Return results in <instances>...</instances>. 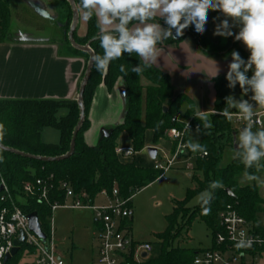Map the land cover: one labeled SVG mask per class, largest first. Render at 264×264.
Listing matches in <instances>:
<instances>
[{
  "label": "trees",
  "instance_id": "16d2710c",
  "mask_svg": "<svg viewBox=\"0 0 264 264\" xmlns=\"http://www.w3.org/2000/svg\"><path fill=\"white\" fill-rule=\"evenodd\" d=\"M73 2L79 9L80 0ZM67 9L68 17H71L73 12L69 3ZM214 14L215 17L219 15L218 12ZM10 18L9 0H0V44L13 42ZM159 22L163 23V20ZM61 29L66 33L68 24L63 25ZM97 33V20L93 16L91 20H87L85 37L78 38L75 32L74 41L81 47L89 45L94 54H102L99 40L95 39ZM186 35L193 37L205 55L218 57L236 50L245 60L249 56L233 37H228L230 45L222 44L220 39L213 42L204 34H197L194 26H189L183 35L175 40L169 38L162 43L178 44ZM65 47L70 55L83 56L89 63V55L75 49L69 41ZM139 62L140 58L135 54H125L122 58L114 60L103 73L92 67L83 94L85 118L76 137L74 152L65 159L59 158L69 153L73 133L80 120V108L76 99L0 100V124L3 125L0 129V136L3 137L0 142V188L2 185L8 188L10 199L14 200L22 212L37 214L42 232L46 235L50 232L51 206L63 204L66 200L65 186L78 196L86 195V200L90 202L103 192L111 195L114 188L118 190L120 197L132 198L133 201L138 192L160 179V171L155 170L153 166L145 167L143 161L136 156H133L129 163L122 162L116 154L118 138L125 133L135 154L145 149L147 131L153 132V143H158L166 138L167 132L173 127L172 118L180 115V107L188 98L176 93L169 75L153 65L142 74L133 73L132 66ZM121 65L125 69L123 72L120 71ZM251 73L250 70L247 75ZM212 83L215 92L213 113L207 117L212 127L204 129V117L192 114L191 109L187 113V116H192L194 123L200 124L201 144L207 152L206 156L201 154L195 168L201 178L193 176L194 187L188 190L186 200L174 203L173 213L167 217V228L158 236L159 255L148 261L144 259L143 263L193 264L198 250L181 248L175 243L181 240L183 232L188 230L195 220L206 224L212 232L213 241L215 235L221 232L219 213L227 205H233L243 218L253 224H257L258 216L264 213V203L258 193L259 187L255 183L243 187L238 182V177L245 175L246 171L260 177L264 169L259 172L255 169L246 170L244 165L235 159L227 167H219L224 141L233 146V135H237L231 126V120L219 113L226 107L225 97L228 93L237 91L241 95V89L238 84L234 90L229 89L226 75L213 78ZM118 85L125 88L127 110L124 120L105 136L100 137L96 144H91L87 135L91 130L90 112L96 91L104 86L111 94ZM250 96L249 92L244 99H249ZM63 110L67 111L66 114L59 116ZM177 127L181 128L180 125ZM45 128L58 130L61 133V143H44L41 133ZM175 148L176 144H173L172 150ZM37 180H41L42 189H46L47 201L40 197L41 192H38V187L35 186ZM213 181H220L222 186L215 189L210 203L202 205L200 202L198 206L189 207L190 201L202 194ZM27 184L35 186L32 194L24 193ZM2 195L0 192V197ZM10 199L5 203L0 202V212L5 207L13 209ZM126 225L131 230L132 221H128ZM27 251L30 253L26 254ZM32 254L31 249L22 244L18 254L7 264H20L25 257L32 259ZM17 259L21 260L17 262ZM128 262L134 264L132 259Z\"/></svg>",
  "mask_w": 264,
  "mask_h": 264
},
{
  "label": "clouds",
  "instance_id": "9594fccd",
  "mask_svg": "<svg viewBox=\"0 0 264 264\" xmlns=\"http://www.w3.org/2000/svg\"><path fill=\"white\" fill-rule=\"evenodd\" d=\"M79 9L84 20H91L95 16L99 29L95 39L99 40L103 51L92 56L91 66L103 73L114 60L125 54H135L140 62L132 66L131 71L137 75L157 62L158 46L164 40H175L189 26H194L197 34H203L209 12H218L214 21L219 22L215 23L213 35L234 37L250 53L247 60L236 50L230 53L227 87L234 90L238 84L241 98L236 99L231 94L226 96V107L219 114L231 120L230 110L235 109L244 121V126L234 137L233 159L242 163L246 170L259 172L264 169V127L253 130L256 110L264 109V0H80ZM161 19L166 27L159 22ZM237 27L239 31L233 32L232 29ZM250 70L252 75L249 78L247 73ZM120 71H125L123 65ZM218 73L219 68L216 67L212 77ZM249 92V99H244ZM202 124L204 129L212 127L207 117L203 118ZM197 131H200L199 127ZM2 139L0 136V142ZM187 147L207 155L205 146L196 140H190ZM245 178L264 187V179L252 172L246 171ZM221 186L220 181L210 182L201 194L202 205L210 203L215 189ZM254 242L253 238L245 237L237 240L236 247H251Z\"/></svg>",
  "mask_w": 264,
  "mask_h": 264
},
{
  "label": "rangeland",
  "instance_id": "374dc122",
  "mask_svg": "<svg viewBox=\"0 0 264 264\" xmlns=\"http://www.w3.org/2000/svg\"><path fill=\"white\" fill-rule=\"evenodd\" d=\"M44 1L48 3V5H52L54 11L52 15L54 16L36 5V0H24L23 2L10 0V10L18 24V26H16L13 20L10 26V33H12V31L15 33L18 31L19 35L13 34V38H43L45 40L49 39L51 43H58L60 46L62 44L67 45L69 41V31L73 23V15L68 17L67 13L63 18L60 7L67 8V3L69 2L67 0ZM67 24L68 31L64 33L61 27ZM28 31L38 33L40 36H27ZM61 31L65 36H61ZM222 44L230 45L231 42L228 38H225V40H222ZM251 75L252 73L249 74V78ZM229 94L233 95L236 99L241 98L240 93L237 91H230L228 95ZM122 106L123 103L120 99L114 102V110L112 113L115 111V114L118 116L122 113ZM262 110L263 109L258 108L256 112L259 113ZM188 111V107L183 103L180 107L179 114L187 122H191L192 116H187ZM230 111L232 115L237 114V110L235 109H231ZM261 119L264 127V115ZM231 126L237 134L242 128V124L238 123L235 118L231 119ZM96 130L99 129L96 128ZM41 138L46 144L58 145L61 143V133L56 129L47 128L43 131ZM167 140L168 137L166 135L165 140H160L158 143L154 144L153 133H148L146 141L147 147L145 152L142 153V158L146 165L154 166L155 161L159 160L165 162L167 158H171L174 155L175 150L171 151L172 145ZM190 140H196L201 144L200 132L197 130L188 131L185 142L188 144ZM88 141L91 144H96L98 137L92 140L88 139ZM117 144L120 149L132 150L131 142L124 133L119 136ZM223 144L224 149L219 163L220 168L227 167L234 160L232 157L234 147L226 144V141H224ZM149 148H156L158 150L157 160L153 161L148 158L147 150ZM201 156V153L194 152L187 147L186 151L175 160L172 168L166 172L164 178L157 180L134 196L132 201L134 216L132 218L131 238L134 242L139 244H150L151 252L148 253V257L145 261L154 259L159 255L160 246L158 236L165 232L167 228V217L173 213L174 203L176 201L181 202L186 200L188 190L194 187L193 176L201 178L200 174L195 171L197 161ZM260 177L264 179V172H262ZM238 182L243 187L252 186L255 183V185L259 187L258 193L260 200L264 203V187H260L255 181H247L245 175L238 177ZM105 202V198L101 196L97 197L94 201L96 206L104 205ZM200 202L201 194L190 201L189 207L193 208L198 206ZM71 203L72 200L68 199L65 206L58 209L53 214V242L56 246V252L62 257L65 264H98L95 258L98 241L97 237L93 236V213L88 209L72 210L69 208ZM257 225L264 228V213L258 216ZM212 242L211 230L202 221L195 220L190 228L183 232L181 240L175 244L181 248L205 251L212 247ZM25 259V262L21 259H17V262L21 260L20 264H26L28 263V258L25 257ZM143 260L142 258L137 260L133 259V263L146 264L143 263ZM32 261L33 258L31 259V262Z\"/></svg>",
  "mask_w": 264,
  "mask_h": 264
},
{
  "label": "crops",
  "instance_id": "0c3cea01",
  "mask_svg": "<svg viewBox=\"0 0 264 264\" xmlns=\"http://www.w3.org/2000/svg\"><path fill=\"white\" fill-rule=\"evenodd\" d=\"M17 1L23 2L24 0ZM36 2V5L43 10L45 9L51 15L54 13L52 5H48L44 0H36ZM60 10L64 18L68 13V9L60 7ZM77 12L76 33L78 38H83L87 33V20H84L80 9H77ZM13 17L11 12L10 26L13 20L15 25L18 26L16 18ZM157 18L159 19V17ZM214 18V12L210 11L206 31L203 34L213 42L218 41V39L222 42V40H225L224 37L213 35L215 23H217ZM161 25L166 27L164 21ZM232 30L233 32L239 31L238 27ZM13 34L19 35L18 31L16 33L12 31V38ZM34 35L40 36L35 32L28 31L27 33V36L30 37ZM62 35L64 36L61 31ZM17 39L18 37L13 38V42L0 44V100H77L79 87L88 67L86 58L70 55L64 44L60 46L58 43H51L49 39L33 38L40 40V42H18ZM237 42L247 54H250L242 42ZM158 47V59L153 66L169 75L176 93L189 99L183 102L188 110L191 109L192 114L202 117H208L212 114L215 95L212 79L220 75H226L228 64L231 62L230 53L232 51L218 57L205 55L191 35H186L178 44L161 43ZM216 67L219 68V73L217 76L212 77L216 72ZM119 99L122 101L123 106L122 113L117 116L115 111L114 113L112 111L114 110V102ZM126 110L127 101L124 86L118 85L111 94L104 86L99 87L90 112L91 130L87 135V139L92 140L95 137L99 139L105 136L115 125L123 122ZM66 112V110H63L58 115H64ZM96 128L99 130H96ZM149 132L153 133L152 131L146 132L145 149ZM167 141L171 143V151H173V143L169 139ZM145 149L135 154L137 159L143 161L142 153L145 152ZM121 161L129 163L132 159H121ZM143 165L152 167V165H146L144 161ZM93 236L97 237L98 241V229L95 221ZM95 258L96 260L98 258V244ZM25 260L23 261L25 262ZM27 262L31 263V259L28 258Z\"/></svg>",
  "mask_w": 264,
  "mask_h": 264
},
{
  "label": "built area",
  "instance_id": "2783aa9c",
  "mask_svg": "<svg viewBox=\"0 0 264 264\" xmlns=\"http://www.w3.org/2000/svg\"><path fill=\"white\" fill-rule=\"evenodd\" d=\"M264 110L257 114L255 127H263L262 116ZM238 123L244 126V121L238 114L232 115ZM173 127L167 132L168 139L176 144L174 155L167 158L165 162L155 161L153 168L162 174L160 179L164 178L175 160L187 149L185 142L186 134L190 130H197L200 124L193 121L187 122L176 115L171 120ZM180 125L181 128L177 126ZM185 149V150H184ZM116 154L120 159H131L135 156L132 150L116 149ZM206 156V155H203ZM42 181L37 180L35 186L38 192H41L42 200L47 201L46 189H42ZM27 184L24 187V193L29 195L33 193L34 187ZM3 187V195L0 202L5 203L10 199L9 190ZM66 200L63 204H54L51 206L52 218L50 220V232L43 241L33 233L29 232L28 215L22 212L10 199L13 209L7 207L0 212V264H4V258L10 254L14 248V241L20 237V232L24 231L27 235L26 244L33 252L32 264H65L64 260L57 254L56 246L53 242L54 229L52 226L53 214L64 207L67 200L71 199L69 206L72 210H91L94 215V221L98 229V264H129V260L140 259L144 253L151 252L150 244H139L131 238V230L126 223L132 221L134 211L132 208V198L123 199L118 190L114 188L112 194L101 193L98 197L105 198L104 205L96 206L94 201L86 200V195H76L69 187L65 186ZM219 224L221 232L217 233L213 239L212 247L205 251H198L193 264H264V228L253 224L243 218L233 205H227L219 213ZM253 238L251 247L237 248L236 242L242 238ZM27 251L26 254H29Z\"/></svg>",
  "mask_w": 264,
  "mask_h": 264
},
{
  "label": "water",
  "instance_id": "95a60500",
  "mask_svg": "<svg viewBox=\"0 0 264 264\" xmlns=\"http://www.w3.org/2000/svg\"><path fill=\"white\" fill-rule=\"evenodd\" d=\"M71 6V9H72V12H73V23H72V26H71V29L69 31V35H68V38H69V42L71 44V46H73L75 49L83 52V53H86L89 55L90 57V60H89V63H88V67H87V70H86V73L84 75V78H83V81L80 85V89H79V94H78V105H79V108H80V120H79V123L78 125L76 126L75 128V131L73 133V138H72V141H71V146H70V151L69 153L62 157V158H59V159H65V158H68L70 157L73 152H74V149H75V142H76V137H77V134L83 124V121H84V118H85V111H84V107H83V94H84V90H85V87L88 83V80H89V77H90V73H91V69L93 66H91L90 64V61H91V58L92 56L94 55V53L92 52V50L90 49L89 45H86L84 47H81V46H78L75 41H74V33L76 32V28H77V24H78V12H77V8H76V5L75 3L73 2V0H67ZM18 42H40V40H35V39H31V38H26V37H21V38H18L17 39ZM166 111V109H165ZM236 136V134L233 135V147H235L234 145V137ZM147 153H148V156L151 160L155 161L157 159V155H158V150L156 148H149L147 150ZM3 191V187L0 188V192ZM227 193L232 196V193L229 192L227 190ZM28 219H29V232L30 233H33L34 235H36L38 238H40L41 240L45 241L46 240V234L44 232H42V229H41V225L39 223V220H38V216L36 213H31L28 215ZM20 237L14 241V248L11 250L10 254H8L5 258H4V264H7L8 261H10V259L14 256H16L20 250V247L22 244H24L27 240V235L24 231H21L20 233ZM148 257V254L147 253H144L142 255V259H146Z\"/></svg>",
  "mask_w": 264,
  "mask_h": 264
}]
</instances>
